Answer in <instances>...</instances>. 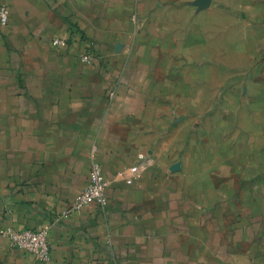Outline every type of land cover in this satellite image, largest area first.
Masks as SVG:
<instances>
[{"label": "crops", "instance_id": "obj_1", "mask_svg": "<svg viewBox=\"0 0 264 264\" xmlns=\"http://www.w3.org/2000/svg\"><path fill=\"white\" fill-rule=\"evenodd\" d=\"M2 3L0 231L46 229L51 264H264V0ZM94 162L106 205L72 211ZM0 264L43 263L0 233Z\"/></svg>", "mask_w": 264, "mask_h": 264}, {"label": "built area", "instance_id": "obj_2", "mask_svg": "<svg viewBox=\"0 0 264 264\" xmlns=\"http://www.w3.org/2000/svg\"><path fill=\"white\" fill-rule=\"evenodd\" d=\"M9 8L6 3L0 4V27L8 24ZM53 46L63 45V41L54 39ZM82 61L89 62L91 58L89 55H83ZM135 171V169H133ZM109 182L103 175V171L99 163L94 162L91 167L87 186L79 192L73 202L71 203V210L79 212L90 204H95L100 209L106 205V191ZM67 214V211L64 212ZM11 245L22 250L24 253L31 255L35 260L43 264H51L50 246L47 240L46 229H22L14 230L6 228L0 231Z\"/></svg>", "mask_w": 264, "mask_h": 264}, {"label": "rangeland", "instance_id": "obj_3", "mask_svg": "<svg viewBox=\"0 0 264 264\" xmlns=\"http://www.w3.org/2000/svg\"><path fill=\"white\" fill-rule=\"evenodd\" d=\"M233 63H240L243 67L242 59H233ZM241 79L243 82V75ZM247 84L248 91L242 93L245 95L246 107L250 112L262 116L264 121V58L248 59Z\"/></svg>", "mask_w": 264, "mask_h": 264}]
</instances>
